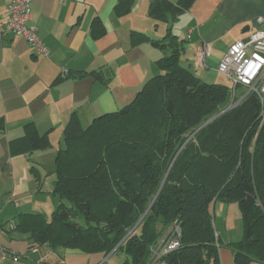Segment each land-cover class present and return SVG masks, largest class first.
I'll return each instance as SVG.
<instances>
[{"label":"trees","instance_id":"obj_1","mask_svg":"<svg viewBox=\"0 0 264 264\" xmlns=\"http://www.w3.org/2000/svg\"><path fill=\"white\" fill-rule=\"evenodd\" d=\"M195 1L153 0L149 15L167 23ZM133 3L119 0L118 16L129 13ZM105 33L96 17L92 36ZM131 37L133 44L150 40L137 31ZM150 41L164 53L156 62L159 72L132 102L94 118L85 128L72 114L55 157L53 193L60 204L51 220L42 213L22 214L17 228L37 245L105 256L122 251L130 257L122 264H153L152 249L162 232L171 228L173 236L179 229L180 247L155 264H219L224 243L216 232L214 206L235 202L244 224L243 239L228 243L235 264H264V123L259 97L249 93L229 108L231 87L207 83L181 63L185 40L172 25L162 38ZM87 75L103 79L98 71L71 76ZM49 147L48 133L41 134L34 123L11 141L14 154Z\"/></svg>","mask_w":264,"mask_h":264},{"label":"crops","instance_id":"obj_2","mask_svg":"<svg viewBox=\"0 0 264 264\" xmlns=\"http://www.w3.org/2000/svg\"><path fill=\"white\" fill-rule=\"evenodd\" d=\"M118 1L33 0L32 22L48 50V55L40 56L34 55L23 37L5 32L11 0H0V242L20 254L18 261L8 259L0 264H122L130 260L122 251L105 256L37 245L28 232L17 228L23 222L22 214L42 213L51 220L60 204L53 193L55 157L72 114L87 127L94 118L132 102L144 83L159 72L156 62L163 53L150 40L162 38L169 25L185 40L181 63L194 71L198 70L193 66L194 54L202 42L212 45L206 69L211 64L217 71L233 42L247 40L263 28L259 20L264 19V0H196L167 23L150 17L153 0H134L131 11L123 16L115 11ZM96 17L106 28L99 38L91 34ZM132 31L150 40L133 44ZM75 71H98L103 79L92 75L73 78ZM58 78L63 79L55 84ZM28 123H34L41 134L48 133L51 147L14 154L11 141L24 135ZM235 205L222 202L220 208L214 206V215L215 209L228 213L221 227L229 236L230 211L238 213ZM170 232L171 228L162 232L158 247ZM217 234L223 242V234ZM219 259V264H235L233 251L222 246Z\"/></svg>","mask_w":264,"mask_h":264},{"label":"built area","instance_id":"obj_3","mask_svg":"<svg viewBox=\"0 0 264 264\" xmlns=\"http://www.w3.org/2000/svg\"><path fill=\"white\" fill-rule=\"evenodd\" d=\"M33 0H11L8 16L4 21V30L14 36L23 37L33 50L34 55H48V50L38 35L36 25L32 22ZM259 23L263 26L252 33L247 40L233 42L221 59L217 71L226 77L231 87L232 102L229 108L240 104L249 93H255L261 103V122L264 123V19ZM212 45L202 42L195 51L193 66L196 69L208 68L207 58ZM180 230L173 235L159 251L158 258L180 247ZM11 259L18 261L20 254L0 242V262Z\"/></svg>","mask_w":264,"mask_h":264},{"label":"rangeland","instance_id":"obj_4","mask_svg":"<svg viewBox=\"0 0 264 264\" xmlns=\"http://www.w3.org/2000/svg\"><path fill=\"white\" fill-rule=\"evenodd\" d=\"M160 25H164V23H160ZM163 53V52H162ZM164 55V53H163ZM183 61V54H182V59ZM208 65V64H207ZM210 65V69H198L197 71H195L196 73H198L199 77L207 82V83H219V84H224V85H227L229 87H232L233 84L226 78L224 77L222 74H220L219 72L217 71H214V67ZM204 70H207V71H204ZM208 80V81H206ZM215 81V82H213ZM82 127H86V125L84 124H81ZM221 203L222 201H218L216 203L217 207L220 208L221 206ZM237 205H235L236 207V210H237V214L236 212L234 211V209H232L230 211V216H229V226H230V229H231V234L229 236L228 232L225 230V228H223L222 230V227L221 225H223L224 227V224H225V218H226V214L228 216V213L226 212V214H221L220 213V210L219 209H215V228L217 230L218 233H222L223 236H222V240L224 242L223 246L224 248H227L229 250H231V248L228 246V243L229 242H237V241H240L243 239L244 237V224H243V220H242V216H241V212H240V209H239V206H238V203H236ZM228 206V205H226ZM219 211V213H218ZM221 227V228H219ZM222 230V231H221ZM172 236H168L166 238V240L164 241L163 245H161L160 247H158V244H156L155 246H153V249L152 251L154 252V254H152V257H153V261H155V259L158 258V255H159V251L162 249V247L165 245V243L171 238ZM232 251V250H231ZM126 254V253H124ZM127 256V255H126ZM128 258V256H127ZM152 261V262H153Z\"/></svg>","mask_w":264,"mask_h":264},{"label":"water","instance_id":"obj_5","mask_svg":"<svg viewBox=\"0 0 264 264\" xmlns=\"http://www.w3.org/2000/svg\"><path fill=\"white\" fill-rule=\"evenodd\" d=\"M208 123V122H207ZM160 191V190H159Z\"/></svg>","mask_w":264,"mask_h":264}]
</instances>
